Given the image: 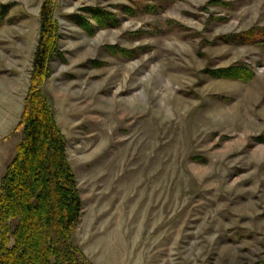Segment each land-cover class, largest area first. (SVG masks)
I'll list each match as a JSON object with an SVG mask.
<instances>
[{
  "label": "rangeland",
  "instance_id": "374dc122",
  "mask_svg": "<svg viewBox=\"0 0 264 264\" xmlns=\"http://www.w3.org/2000/svg\"><path fill=\"white\" fill-rule=\"evenodd\" d=\"M44 1L0 0V180L22 139ZM54 13L61 55L43 89L77 177L74 239L89 260L263 258L264 0H55ZM233 65L254 77L209 73Z\"/></svg>",
  "mask_w": 264,
  "mask_h": 264
},
{
  "label": "trees",
  "instance_id": "16d2710c",
  "mask_svg": "<svg viewBox=\"0 0 264 264\" xmlns=\"http://www.w3.org/2000/svg\"><path fill=\"white\" fill-rule=\"evenodd\" d=\"M89 10L101 24L115 20L111 14ZM54 12L55 0H45L31 86L17 126L22 129V139L0 180V264H94L75 243L83 200L68 159L66 138L43 89L51 61L61 55ZM86 25L87 29L93 26ZM209 73L214 78L241 81L254 77L246 65ZM253 264H264V257Z\"/></svg>",
  "mask_w": 264,
  "mask_h": 264
}]
</instances>
